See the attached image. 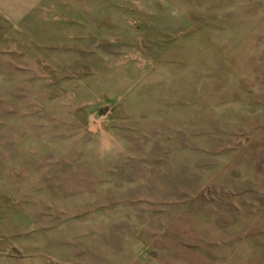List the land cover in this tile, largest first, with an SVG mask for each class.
Masks as SVG:
<instances>
[{
    "label": "rangeland",
    "instance_id": "374dc122",
    "mask_svg": "<svg viewBox=\"0 0 264 264\" xmlns=\"http://www.w3.org/2000/svg\"><path fill=\"white\" fill-rule=\"evenodd\" d=\"M0 264H264V0H0Z\"/></svg>",
    "mask_w": 264,
    "mask_h": 264
}]
</instances>
